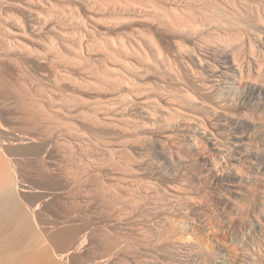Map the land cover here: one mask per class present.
I'll return each mask as SVG.
<instances>
[{"label":"bare ground","instance_id":"1","mask_svg":"<svg viewBox=\"0 0 264 264\" xmlns=\"http://www.w3.org/2000/svg\"><path fill=\"white\" fill-rule=\"evenodd\" d=\"M120 7L135 14L136 19L132 20H137V25L146 23L155 31L149 35L145 33L146 28L143 31L137 27L135 33L116 34V37L101 33L102 37L96 38L86 22L74 17L71 7H67L69 11L61 10L52 0H0V71L4 66L11 67L15 80L9 83L17 91L9 87L17 92L24 106L25 122L33 131L30 136L34 140L44 138L45 157L64 180L68 202L64 220L71 225L82 224L80 228L59 233L53 242L43 238L44 234L34 236L35 233L30 234V238L35 237L30 241L26 233L17 232L20 227L17 233L3 231L8 223L5 227L1 223L9 220L8 214L15 206L10 197L17 194L18 183L0 152V264H154L152 255H137L139 249H135L134 237L142 238L150 227L152 233L161 232L153 224L152 229L153 222H146L150 227L145 228L147 224L143 220L150 217L160 219L164 227L170 226L168 206L178 194L174 186L169 193L151 183L152 179L149 182L142 178V169L137 167L143 163L141 159L136 162L132 151L154 144L155 151L172 157L168 144L182 135L186 127L197 123V117L184 109V75L193 78L201 94L209 96L246 79L248 105L258 102L264 110V0H138ZM22 17L29 19V23ZM116 19L113 24L120 20ZM95 20L94 17L90 23ZM159 34L165 42L159 39ZM145 47L151 49L147 52ZM149 50L158 64L166 65L171 82L181 85V93L167 89L166 83L159 82H167L163 78L158 82L166 87H157L159 91L151 86L154 84L141 83L145 73L142 74L136 61L145 63L147 55L150 57ZM96 53L98 60L94 59ZM132 58L136 60L135 65ZM150 59L146 64H152ZM19 60L49 65L53 70L50 78L47 82H40L35 76L32 79L33 75L26 74L28 71L25 73L17 65ZM192 98L186 99L190 102ZM236 139L234 146L239 152L243 137ZM233 191L237 193L238 189ZM5 215L8 218L2 222ZM15 223L22 226L20 219ZM54 228L47 227L48 234ZM26 236L28 244H25ZM144 237L147 240L149 236ZM7 238L9 241L4 242ZM170 245L174 250L183 246ZM167 248L170 247L167 245ZM167 248L163 247L162 251ZM197 251L199 255L204 254Z\"/></svg>","mask_w":264,"mask_h":264},{"label":"rangeland","instance_id":"2","mask_svg":"<svg viewBox=\"0 0 264 264\" xmlns=\"http://www.w3.org/2000/svg\"><path fill=\"white\" fill-rule=\"evenodd\" d=\"M52 1L53 3L55 2L61 10L65 9L69 11L68 8L71 7L70 9L75 14V16H73L76 19L77 17L78 19L81 18L80 20H83L84 23L86 22L85 24H87V28L90 27L88 29L92 32L94 31L93 33L96 38L102 37L100 36L101 33H105V35H108L109 33L110 36L113 35L114 37L120 36L121 34H131L135 33L138 28V30L143 28V31H145L146 28L147 31L145 33H149V35L151 32L153 33L155 31L146 23H142L144 24V27L142 24L140 25L139 22V25L142 26L140 27L137 25V20L136 22L133 21L136 19L135 14L128 10H121L120 5L122 6L128 1L129 3L132 2L135 4L138 0H97L98 4L95 0ZM100 8L101 12L103 11L105 13H101L100 11L98 12ZM129 9L132 8L130 7ZM94 17L96 20L92 24L90 22ZM96 17H101V20H97L98 18ZM88 18L92 19L89 21ZM115 19H120L118 20L120 22L119 25L118 21H116L117 24H113ZM22 20L27 24L29 23V19L27 18L22 17ZM96 23L98 24L96 25ZM109 23L112 25H110L111 27H108ZM45 31L47 30L45 29ZM92 32L91 34H93ZM97 34L99 35L98 37ZM161 37L163 36L159 34V39H161ZM162 39L161 41H164V39ZM146 49L148 52V49H151V47ZM147 52L146 54H148ZM152 53V50H149V55L152 57L151 59L149 57L150 63H152L151 65L149 62L146 64V62L149 61L148 55L146 57V54L145 63H140L136 61L135 58L131 59V62L134 60V65L136 62V65H142H139L138 67H140V70L143 72L142 74L145 73L144 75L146 78L142 77V79L145 80L143 81L141 79L143 81L141 83L154 84L151 86H153L154 89L156 88V91H159V88L163 89L166 87L162 86V84L164 85L166 83L165 85H168V87H166L167 89L178 92L177 94L181 93V85L178 84L177 81L173 82L172 80L171 82V78L166 72V65L163 64V66L160 62L158 64ZM97 55L99 54L96 53L94 59H96ZM98 59L99 57H97V60ZM17 65L20 67L22 66L23 68H21L23 70L25 69V73L28 71L26 74L30 76L33 75L31 78L35 76L34 79L40 80V82H42L41 80H43V82H47V79L50 78L49 76H51L53 71L51 67H48L49 65L47 66L46 64L33 60H19ZM141 67L144 68L142 69ZM3 68L0 71L3 81H0L3 83L7 81V84H0V152H2L1 156L3 159H7L6 163L10 169L12 168L11 171H13V178L15 182L18 183L17 194L10 197L11 201H13V205L15 204V206L11 207V211L9 212L10 214L7 213L9 215V220H7L8 216L6 217V215L4 216L5 219L2 218V222L7 220L5 221L6 223H1L4 224L3 227L7 226L8 223L7 228H4L3 231H8V233H17L22 231L29 236L28 238L30 241H33L35 238H30L32 234L35 233L34 236L44 234L43 238L53 242L57 240V237L61 233L66 230L72 231L75 227V229H77V227L80 228L82 224L72 223L71 225V223H67L64 220V213L68 210V202H66V196L64 195V180L61 176H59L58 171L51 164V160L49 161V159L45 157L44 138L42 141V137H40L41 140H39V138L34 140V138L31 137L33 131L25 122L24 106L21 100L18 99L17 90L14 86L11 85L16 91L10 88L11 86L9 82H11V80H15L13 72H11L12 69L8 66H4ZM158 77H161V79H158ZM162 78L167 82L163 83L162 81H159L162 80ZM139 79L137 80L138 82ZM184 79V89L186 88L184 90V109H187L186 111H188V113L197 117V123L186 127L182 135H179V137L174 139L176 143L174 140L170 143L168 141V146L172 151L173 158L168 157L165 154L164 156L163 154L155 151L156 149L154 144H148L146 146H142L141 148H135L133 150L135 153L132 151V156L134 158L137 157L136 160L141 159L143 163H140L141 167H137L138 169H142L144 175L142 178L149 179V182L152 179L151 183L155 182L160 188L162 187L161 190L163 188L167 189L169 193L171 192L169 189H172L174 186L173 189L177 190L178 197L179 194L181 195V197H177V199H179L178 201L175 199V205L173 201L170 202L172 204L169 203L171 206H168V210L170 209L171 211L169 210L170 212L168 211L167 214L168 217L170 216V226L166 225L164 227L163 225H160V219L153 217L146 219V221L145 219L143 220L145 223L149 222L148 224L153 222L151 225H155L161 232H156V234L152 233L151 227L146 223L147 225L145 228H150L148 229L149 231L147 230V233L143 227L144 231L147 233L146 235H141L143 239L140 238V236H138L139 238L136 237L140 240L139 242L137 239V243L135 241L136 238L134 237L135 244L138 245L140 243L139 248L135 245V249H139L136 251L137 255L141 257L143 255H145L143 257H146V255H152L150 258L155 260L154 264H264V110L261 109L258 102H256L253 106L248 105L246 92L248 82L245 81L246 79L241 80V83L238 82L233 86H226V90L224 89L225 91L218 92V95L210 94V96L209 94H201L200 90L197 89L195 82L192 80L193 78L191 79L190 77L189 79L187 74L184 75ZM158 81L162 84L160 85ZM157 82L160 86L157 85ZM11 84L13 83L11 82ZM169 84L171 85L169 86ZM187 93L189 94L187 95ZM16 98L19 101H16ZM186 98H192V101L189 102ZM26 136L33 139V141L30 138L28 139ZM236 137H243V140L240 142V144H243L240 147L242 150L240 149L241 151L239 150V152H236L238 149L234 146V143L238 141ZM212 143H215V145ZM136 162L138 163V160ZM140 164H138V166ZM54 171L55 173H53ZM230 183L235 184V187H232ZM235 188L238 189L237 193L233 191ZM167 196L165 195L166 199ZM20 207L22 209H20ZM171 207L174 208L172 209ZM19 219L22 226L14 225L17 224L15 222H17V220L19 221ZM172 220H174L175 223ZM144 222L143 224H145ZM12 225H14L13 228L11 227ZM153 225L152 229L154 228ZM18 227H20L21 230ZM47 227L56 228H54V232L52 234H48ZM57 227L60 230L57 229ZM17 228L20 231H17ZM168 229L173 233L171 231L169 232ZM158 234L161 235L159 236ZM147 235L149 237L146 240L144 236ZM164 236L165 239H162ZM152 239L153 241H151ZM5 240L7 241L8 238L3 241L5 242ZM161 240L164 243V246ZM163 240L166 241L164 242ZM26 241L27 236L25 237V242ZM170 241L173 242L171 243ZM174 243L183 246L180 249H177V247L175 250L171 249L172 245L169 246V244ZM25 244H28V241ZM148 244H150V246H148ZM166 244L170 248H167ZM159 246L161 249H159ZM165 246L167 249L162 251ZM196 248L199 252L203 251L202 253L206 254L204 255L200 253L201 255H199ZM200 248L202 250H200ZM151 250L152 252L150 254L149 252ZM211 254L215 256H212ZM153 255L155 256L154 258ZM244 255H249L250 258L246 259ZM139 258L140 257H138V259ZM159 259L160 261L158 262Z\"/></svg>","mask_w":264,"mask_h":264}]
</instances>
